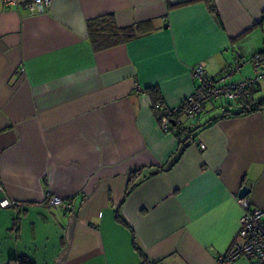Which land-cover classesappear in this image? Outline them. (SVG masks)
Returning <instances> with one entry per match:
<instances>
[{"label":"crops","instance_id":"0c3cea01","mask_svg":"<svg viewBox=\"0 0 264 264\" xmlns=\"http://www.w3.org/2000/svg\"><path fill=\"white\" fill-rule=\"evenodd\" d=\"M212 1L217 14L206 0H51L37 16L0 3V197L22 203L0 208V264H216L238 189L264 210V109L214 120L226 103L213 100L165 131L145 92L172 109L198 62L210 77L252 73L264 0ZM109 14L147 30L95 49L87 21ZM249 93L264 97V81Z\"/></svg>","mask_w":264,"mask_h":264},{"label":"built area","instance_id":"2783aa9c","mask_svg":"<svg viewBox=\"0 0 264 264\" xmlns=\"http://www.w3.org/2000/svg\"><path fill=\"white\" fill-rule=\"evenodd\" d=\"M51 0H0L5 8L17 7L23 4L26 15H38L44 13ZM252 73L238 80H231V76L238 71L239 64H233L226 68L220 75L210 77L206 75L204 63L198 62L190 70L195 83L192 94L185 97L176 106L175 111L180 115H186L190 119L198 118L204 111L206 103L213 100H220L225 103L237 104L241 99L250 95L249 91L264 81V53L257 52L249 60ZM137 84V83H136ZM158 106V105H156ZM165 131H169L170 123L162 120L160 123ZM205 145L199 143V148L204 149ZM2 187L0 185V192ZM46 197L51 205H60L63 209H69L70 203L65 202L56 195H51L47 189ZM237 202L242 207V215L239 228L231 243L222 254L216 259V264H231L234 260L246 258L255 264H264V210L251 206L248 199L238 197ZM22 205L7 197H0V208Z\"/></svg>","mask_w":264,"mask_h":264},{"label":"trees","instance_id":"16d2710c","mask_svg":"<svg viewBox=\"0 0 264 264\" xmlns=\"http://www.w3.org/2000/svg\"><path fill=\"white\" fill-rule=\"evenodd\" d=\"M207 1V9L217 14V10L215 9V5L212 0ZM264 21V17L260 18V22ZM88 29V39H90L95 49H104L114 45H118L121 43H125L131 39H133L136 35L142 34L147 28L145 27V23H134L129 26L119 27L115 25V21L112 15L109 16H99L87 21L86 25ZM145 92L148 94V97H151L152 100V109L154 112V116L156 121L162 123V120H166L170 123V130L175 127L172 125H177L179 122L180 114L175 111V107L172 109L165 108L163 105V101L159 92L158 87L151 86L145 89ZM158 105V106H156ZM236 110H231L232 107ZM221 110V114L215 117L214 120L223 117H232V116H243L256 111H260L264 109V97L260 99H253L249 96L241 99L237 104L226 103L224 104ZM180 129H176V136L180 138L181 132ZM117 219L123 222L120 217ZM137 248V247H136ZM142 255L143 264H146L147 259L145 255L140 252ZM18 261V264H35L32 261L27 259H15Z\"/></svg>","mask_w":264,"mask_h":264},{"label":"water","instance_id":"95a60500","mask_svg":"<svg viewBox=\"0 0 264 264\" xmlns=\"http://www.w3.org/2000/svg\"><path fill=\"white\" fill-rule=\"evenodd\" d=\"M238 190H239L238 191L239 197H245L250 192L249 187H247L245 185L242 186L241 188H239Z\"/></svg>","mask_w":264,"mask_h":264},{"label":"rangeland","instance_id":"374dc122","mask_svg":"<svg viewBox=\"0 0 264 264\" xmlns=\"http://www.w3.org/2000/svg\"><path fill=\"white\" fill-rule=\"evenodd\" d=\"M232 108H234V106H233ZM217 111H218V110H217Z\"/></svg>","mask_w":264,"mask_h":264}]
</instances>
